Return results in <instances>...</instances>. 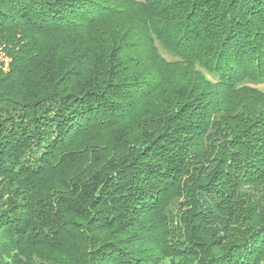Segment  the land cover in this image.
I'll return each mask as SVG.
<instances>
[{
    "label": "trees",
    "instance_id": "trees-1",
    "mask_svg": "<svg viewBox=\"0 0 264 264\" xmlns=\"http://www.w3.org/2000/svg\"><path fill=\"white\" fill-rule=\"evenodd\" d=\"M263 84L264 0H0V264H264Z\"/></svg>",
    "mask_w": 264,
    "mask_h": 264
},
{
    "label": "rangeland",
    "instance_id": "rangeland-1",
    "mask_svg": "<svg viewBox=\"0 0 264 264\" xmlns=\"http://www.w3.org/2000/svg\"><path fill=\"white\" fill-rule=\"evenodd\" d=\"M161 51H162V53L167 57V58H169V56L168 55H166V53L164 52V50H162L161 49ZM258 88L260 89V90H262V91H264V84L263 85H260V86H258Z\"/></svg>",
    "mask_w": 264,
    "mask_h": 264
}]
</instances>
